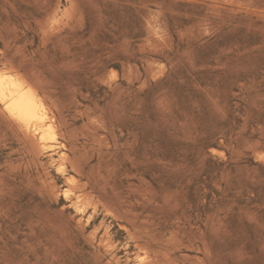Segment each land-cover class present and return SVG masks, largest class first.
I'll return each instance as SVG.
<instances>
[{
  "label": "rangeland",
  "instance_id": "rangeland-1",
  "mask_svg": "<svg viewBox=\"0 0 264 264\" xmlns=\"http://www.w3.org/2000/svg\"><path fill=\"white\" fill-rule=\"evenodd\" d=\"M1 70L0 264H264V0H0Z\"/></svg>",
  "mask_w": 264,
  "mask_h": 264
},
{
  "label": "bare ground",
  "instance_id": "bare-ground-1",
  "mask_svg": "<svg viewBox=\"0 0 264 264\" xmlns=\"http://www.w3.org/2000/svg\"><path fill=\"white\" fill-rule=\"evenodd\" d=\"M0 101L11 118L20 125V128L23 127L29 136L36 140L35 142L41 147L53 146L56 132L53 124L50 123L51 112L28 80L15 72L5 70L1 72ZM61 158L63 159V156Z\"/></svg>",
  "mask_w": 264,
  "mask_h": 264
}]
</instances>
